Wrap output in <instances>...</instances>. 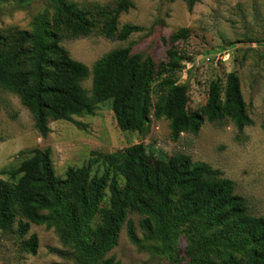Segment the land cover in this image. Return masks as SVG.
<instances>
[{"label": "trees", "instance_id": "trees-1", "mask_svg": "<svg viewBox=\"0 0 264 264\" xmlns=\"http://www.w3.org/2000/svg\"><path fill=\"white\" fill-rule=\"evenodd\" d=\"M3 1V0H0ZM191 10L198 0H184ZM133 8L129 0H118L113 10H96L103 19L100 33L124 41L142 27H117L120 13ZM85 14L63 0H55L51 20L35 18L32 31L20 30L12 36L0 33V88L16 94L33 117L41 136L48 132V120L71 121L73 116L94 115L99 103L111 100L118 128L141 132L147 128L149 84L155 64L151 58L118 49L98 60L92 69V99L80 82L89 75L86 65L69 57L60 45L65 39L85 37L95 31ZM170 61L158 66L162 74H174L179 65ZM165 90L155 106L154 117L168 121L170 137L197 134L201 125L229 119L240 134L252 121L246 113L235 73L227 76L224 102L218 105L212 91L202 111L191 125L186 106L187 84L164 78ZM30 157L12 172L11 182L0 179V230L26 235L30 224L54 226L62 241L72 248L76 264H119L104 255L115 245L127 210L143 219L140 227L146 239L162 250L178 229L188 226L186 254L189 264H264V218L248 212L247 201L234 193L232 181L203 163H192L178 154L152 169L148 151L142 143L120 153L92 159L80 168H68L65 178L53 174L49 149H33ZM99 161L102 174H92L91 165ZM118 177L123 185H118ZM109 207L98 211L105 188ZM100 224L90 229L95 213ZM129 241L143 248L133 222H126ZM37 237L31 234L22 249L37 250Z\"/></svg>", "mask_w": 264, "mask_h": 264}, {"label": "rangeland", "instance_id": "rangeland-1", "mask_svg": "<svg viewBox=\"0 0 264 264\" xmlns=\"http://www.w3.org/2000/svg\"><path fill=\"white\" fill-rule=\"evenodd\" d=\"M118 0H63L91 20L95 31L85 37L65 39L60 45L69 57L87 66L89 75L80 82L88 99H92V69L106 55L125 47L155 64L149 84L147 128L141 132L121 131L112 112V101L97 105L94 115L73 116L71 121L48 120V134L36 130L31 112L19 97L0 88V179L11 182V174L30 157L33 149H49L56 178L64 179L68 168H80L92 159L122 152L125 148L145 145L152 169L167 158L184 154L192 163L207 164L222 178L233 182L234 193L247 201L248 212L264 218V0H198L189 10L184 0H129L133 4L117 18V27H142L126 40L106 38L100 33L103 19L96 10H113ZM55 0L0 1V33L12 36L20 30L32 31L35 18L51 20ZM176 58L179 68L174 74L160 73L158 66ZM239 78L245 110L251 125L238 133L229 119L205 121L197 134L182 133L174 141L168 121L155 118V106L165 90L160 85L171 78L188 86L186 111L191 125L201 113L210 93L218 105L224 102L227 76ZM103 165H91L92 174L100 175ZM122 186L123 178L118 177ZM109 190H103L98 211L109 207ZM143 219L127 210L116 245L104 255L119 264H189L186 254L188 226L180 227L166 250L146 239L140 227ZM131 220L143 248L133 245L126 233ZM100 214L95 213L88 226L95 229ZM12 230H0V264H76L72 248L65 244L54 226L30 224L23 237ZM31 234L37 237V250L29 254L22 249Z\"/></svg>", "mask_w": 264, "mask_h": 264}]
</instances>
